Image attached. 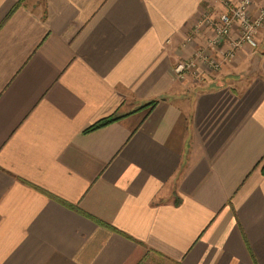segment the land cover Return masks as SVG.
I'll return each instance as SVG.
<instances>
[{
  "label": "crops",
  "instance_id": "crops-1",
  "mask_svg": "<svg viewBox=\"0 0 264 264\" xmlns=\"http://www.w3.org/2000/svg\"><path fill=\"white\" fill-rule=\"evenodd\" d=\"M222 8L0 0V264H264V27L172 74Z\"/></svg>",
  "mask_w": 264,
  "mask_h": 264
},
{
  "label": "built area",
  "instance_id": "built-area-1",
  "mask_svg": "<svg viewBox=\"0 0 264 264\" xmlns=\"http://www.w3.org/2000/svg\"><path fill=\"white\" fill-rule=\"evenodd\" d=\"M220 3L223 8L216 13L204 11L193 27V34L186 37L185 43L190 44L203 31H210L204 45L174 65L172 74L176 77H189L201 64L217 70L224 62L233 59L243 46L256 47L255 37L264 27V0H220ZM234 28H238L236 38L232 36ZM225 46L221 57L210 51Z\"/></svg>",
  "mask_w": 264,
  "mask_h": 264
},
{
  "label": "rangeland",
  "instance_id": "rangeland-1",
  "mask_svg": "<svg viewBox=\"0 0 264 264\" xmlns=\"http://www.w3.org/2000/svg\"><path fill=\"white\" fill-rule=\"evenodd\" d=\"M216 10H220V9H212L211 11H209V13L210 12H212V11H215V13L217 12ZM219 12V11H218ZM196 24V23H195ZM207 29V28H206ZM209 33H210V31L207 29V31L205 30V31H203L202 32V35H200V36H197L196 38H195V41L198 39V37L200 38L201 36H203L204 35V37H201V39L199 40V44L200 45H204V42H205V40H206V38L208 37V35H209ZM193 34V31H192V33H191V35ZM261 37V32L259 33V34H257V36L255 37V44H256V47L255 48H253V49H257L258 48V46H259V43H260V38ZM201 42V43H200ZM199 45V46H200ZM251 48H252V46H250ZM210 51H212L214 54H215V56H219V57H221V54H222V52L224 51V49L223 48H221V47H217V48H215V49H210ZM182 59H185V58H182ZM181 60V59H180ZM179 61V60H178ZM177 61V62H178ZM176 62V63H177ZM220 68H222V66L220 67ZM219 68V69H220ZM219 69H217V70H213V69H209L208 67H206L205 65H199L197 68H196V70L194 71V73H191V75H189V77L187 76V77H182V78H178V77H176L175 75H173L174 76V78L175 79H177L178 81H180V82H186V81H188V80H192V81H195V82H199V83H201V84H206V83H210V82H208L209 81V79L208 78H210L211 76H212V74L213 73H215V72H217V71H219ZM205 71H206V74H207V76H210V77H206V75H203V73H205ZM209 71V72H208ZM197 73H199L200 75H197ZM212 82V81H211Z\"/></svg>",
  "mask_w": 264,
  "mask_h": 264
},
{
  "label": "trees",
  "instance_id": "trees-1",
  "mask_svg": "<svg viewBox=\"0 0 264 264\" xmlns=\"http://www.w3.org/2000/svg\"><path fill=\"white\" fill-rule=\"evenodd\" d=\"M121 117V115H117V114H113L109 117H106L98 122H96L95 124L91 125L89 128H87V130H95V129H99V128H102L116 120H118L119 118ZM262 172L264 174V166L262 168Z\"/></svg>",
  "mask_w": 264,
  "mask_h": 264
}]
</instances>
